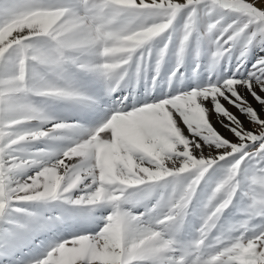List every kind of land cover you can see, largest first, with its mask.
<instances>
[{
	"label": "snow or ice",
	"instance_id": "6c2138e0",
	"mask_svg": "<svg viewBox=\"0 0 264 264\" xmlns=\"http://www.w3.org/2000/svg\"><path fill=\"white\" fill-rule=\"evenodd\" d=\"M0 264H264V0H0Z\"/></svg>",
	"mask_w": 264,
	"mask_h": 264
},
{
	"label": "rangeland",
	"instance_id": "374dc122",
	"mask_svg": "<svg viewBox=\"0 0 264 264\" xmlns=\"http://www.w3.org/2000/svg\"><path fill=\"white\" fill-rule=\"evenodd\" d=\"M182 22V21H181ZM165 67H166V65H165ZM170 70V69H169ZM184 69H181V71H183ZM162 71H163V68H162ZM188 73H186V75H187ZM207 75V73H205V76ZM233 111H235V109H233ZM213 123H215V117H213ZM217 126V128L221 131V132H224V129H222V128H219V125H216ZM224 134L225 135H228V133H226V132H224Z\"/></svg>",
	"mask_w": 264,
	"mask_h": 264
}]
</instances>
